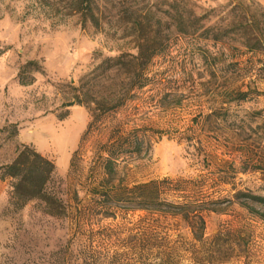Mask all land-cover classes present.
<instances>
[{"label": "rangeland", "instance_id": "obj_1", "mask_svg": "<svg viewBox=\"0 0 264 264\" xmlns=\"http://www.w3.org/2000/svg\"><path fill=\"white\" fill-rule=\"evenodd\" d=\"M75 8L0 0V166L33 148L54 163L49 186L67 209H17L0 179V264H264V219L241 203L264 196V0ZM179 8L230 24L229 37L183 34L168 15ZM240 21L261 50L241 45ZM141 48L154 51L143 70L129 63ZM89 107L100 118L88 128ZM165 178L178 183L168 200L204 204L203 241L181 216L111 193Z\"/></svg>", "mask_w": 264, "mask_h": 264}, {"label": "trees", "instance_id": "obj_2", "mask_svg": "<svg viewBox=\"0 0 264 264\" xmlns=\"http://www.w3.org/2000/svg\"><path fill=\"white\" fill-rule=\"evenodd\" d=\"M71 1L74 3L76 10H81L86 15L88 14L93 17L92 9L96 0ZM168 15L185 35H191L200 31L199 35L204 39L220 41L224 37H229L230 31H232L230 24L205 26L204 21L210 17L208 13L199 16L188 15L185 8L184 10L179 8L175 9L174 14L168 11ZM240 23L243 25V30L239 32V36L242 39L241 45L250 51L261 50L263 41L259 37V34L252 29V26L245 24L246 22L243 24L240 21ZM256 24H260L259 21ZM153 55V50L141 48L137 55H130L129 63L139 64L143 70L144 65L148 64ZM120 58L119 56L118 59ZM35 64V61L26 63L28 66ZM142 77V75H137V80L135 79V81H138V86L140 87L144 85ZM113 107L115 106L107 109L109 110ZM88 109L91 116V121L88 124L89 128L94 122L99 120L100 116L96 114V110L90 109V107ZM106 167L109 169L108 171L112 170L109 165ZM54 170L55 166L52 161L42 156L33 148L22 145L21 148H18L17 155L11 163L0 166V179L11 178L12 180L8 201L16 206L17 209H21L28 202L35 200L39 203L41 212L55 217L65 216L67 212L65 203L57 195L56 190L49 186L50 182L53 181ZM175 188H178V183L165 178L160 181L138 184L131 188H119L111 193H113L118 201L130 203L140 209H151L156 212L181 216L190 227L193 238L197 241H203L205 221L202 211L206 209L203 208L204 204L193 201L187 198V196H184L186 198L183 201L168 200L169 193L167 190ZM241 194L246 199L241 203L264 219V212L256 210L250 204L255 203L264 208V196L251 192H241ZM102 195L108 196V193L106 192Z\"/></svg>", "mask_w": 264, "mask_h": 264}]
</instances>
